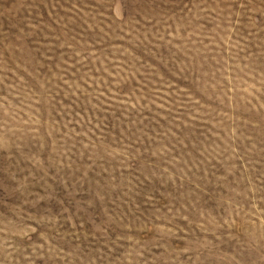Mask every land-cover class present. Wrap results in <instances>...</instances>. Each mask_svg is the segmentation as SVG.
I'll return each instance as SVG.
<instances>
[{
    "label": "rangeland",
    "instance_id": "obj_1",
    "mask_svg": "<svg viewBox=\"0 0 264 264\" xmlns=\"http://www.w3.org/2000/svg\"><path fill=\"white\" fill-rule=\"evenodd\" d=\"M0 264H264V0H0Z\"/></svg>",
    "mask_w": 264,
    "mask_h": 264
}]
</instances>
